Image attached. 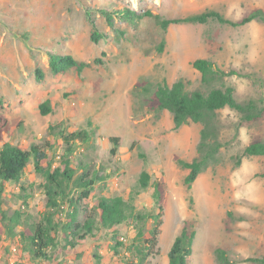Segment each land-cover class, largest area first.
I'll return each instance as SVG.
<instances>
[{"label": "rangeland", "instance_id": "1", "mask_svg": "<svg viewBox=\"0 0 264 264\" xmlns=\"http://www.w3.org/2000/svg\"><path fill=\"white\" fill-rule=\"evenodd\" d=\"M102 9L149 10L161 19L214 10L232 21L259 10L264 18V0H0V118L7 122L0 148L5 143L24 151L40 146L50 170L62 169L60 132L86 130L89 141L76 144L70 165L75 176L85 166L104 178L94 185L88 207L101 197H133L138 212L155 215L160 203L153 199L152 183L162 184L159 252L148 259L150 264H167V252L183 221L190 218L196 222V235L188 264H219L217 248L226 252L230 264H263L264 157L237 160L253 139L264 142V113L241 126L234 110L217 112L224 124L219 161L187 187V171L177 160L196 156L201 126L188 123L174 130L172 115L156 113L150 105L164 82L182 80L189 91L201 89L200 74L191 64L206 58L222 69L248 74L229 77L226 84L239 102L262 100L264 106V20L239 27L217 21L170 25L163 31L153 19H143L134 28L116 18L115 28L124 33L120 36L107 26L98 12ZM87 13L106 39L91 41ZM45 52L71 55L91 66L80 75H53ZM45 100H50L52 112L44 116L38 106ZM52 127L59 129L51 131ZM110 137L119 138L114 156ZM142 171L151 178L146 189L138 184ZM42 184L32 164L18 183H5L0 194V264H129L133 224L100 229L74 250L60 246L50 252L49 260H30L20 233L47 212ZM17 214L18 225L2 219ZM7 227L13 228V235ZM113 232L123 247H115Z\"/></svg>", "mask_w": 264, "mask_h": 264}, {"label": "trees", "instance_id": "2", "mask_svg": "<svg viewBox=\"0 0 264 264\" xmlns=\"http://www.w3.org/2000/svg\"><path fill=\"white\" fill-rule=\"evenodd\" d=\"M98 12L107 26L120 36L124 33L115 28L116 18L129 23L134 28L143 19H153L163 31H166L170 25H204L209 21H217L220 24L239 27L253 20H264L259 10L238 21L225 19L214 10L168 19H161L149 10L137 12L129 9L111 11L102 9ZM87 18L92 25L91 41L98 43L101 39H106L107 34L96 29L91 14L87 13ZM163 43L162 41L158 48L159 52L163 49ZM45 54L53 75L65 74L69 71L80 75L84 69L91 66L90 63L77 61L71 55L53 52H45ZM191 65L200 74L201 89L189 91L182 80H177L172 85L164 82L157 86L150 105L156 113L167 111L172 115L174 130L188 123L201 126L196 156L191 161L177 160L179 165L187 171L184 178L187 187H191L204 170L211 165H216L219 161V154L223 147L220 131L224 124L218 118L217 112L225 108L234 110L240 115L241 126L258 121L264 113L262 100L248 99L239 102L235 97L234 89L226 84V79L229 77H246L248 74L234 68L222 69L206 58H197ZM37 74L40 78V73ZM38 109L44 116L51 113L50 100L39 104ZM6 125L7 122L0 118V142ZM56 129L58 130L59 127L50 128L51 131ZM89 138L86 130L71 133L60 132V139L64 145V154L60 157L63 168L54 170H50L48 155L40 146H31L29 150L24 151L17 146L5 143L0 148V194L4 190L5 183H18L23 178L29 164H32L34 172L43 178L41 187L47 198V212L43 214L39 222L27 224L24 232L20 233L22 246L30 260L36 262L49 260L50 252L60 246L66 250H74L81 241L87 237H93L94 233L100 229H114L123 224H133L135 238L129 248L132 254L129 264H150L148 259L156 257L159 252L158 239L161 234L164 204L162 184L156 180L152 183L153 199L156 203H160L159 212L155 215L138 212L134 206L133 197L128 199L119 196L101 197L95 201L93 206L88 207L86 202L90 199L94 185L104 178L98 177L97 173H89L85 166L82 167L83 172L75 176L76 170L70 165V157L74 153L76 144H85ZM109 140L113 144L110 154L114 156L117 152L119 138L110 137ZM251 156L264 157L263 141L253 139L242 149L237 163H240L242 157ZM150 179V175L142 171L138 179L140 189H146L150 184ZM71 191L74 192L70 196ZM23 199L25 200L26 197ZM66 202L67 210L65 209ZM80 214L85 217L79 219ZM227 216H231V213L228 212ZM2 219H7L13 226L19 223L18 214L8 218L3 215ZM149 220L152 222L149 223ZM195 223L192 218L183 221L179 234L176 235L167 252V264H188L187 258L193 252L192 244L196 235ZM144 226H146V234ZM7 229L13 235V228L7 227ZM113 233V239H116L115 247H123L124 244L118 241L116 232ZM214 252L219 264L232 263L224 250L217 248ZM254 261L262 263L259 260Z\"/></svg>", "mask_w": 264, "mask_h": 264}]
</instances>
